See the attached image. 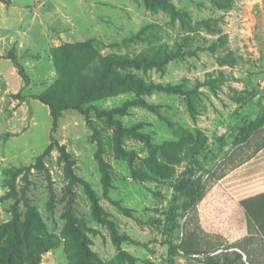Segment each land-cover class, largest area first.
<instances>
[{
  "label": "rangeland",
  "instance_id": "obj_1",
  "mask_svg": "<svg viewBox=\"0 0 264 264\" xmlns=\"http://www.w3.org/2000/svg\"><path fill=\"white\" fill-rule=\"evenodd\" d=\"M106 60L118 93L56 121L35 99L84 96L65 81ZM263 113L264 0H0V256L31 208L19 264H264L241 206L264 192V129L240 141Z\"/></svg>",
  "mask_w": 264,
  "mask_h": 264
},
{
  "label": "trees",
  "instance_id": "obj_2",
  "mask_svg": "<svg viewBox=\"0 0 264 264\" xmlns=\"http://www.w3.org/2000/svg\"><path fill=\"white\" fill-rule=\"evenodd\" d=\"M83 47L86 53H89V45L82 44L78 46H71L69 48L75 49ZM70 58V56H68ZM102 67L92 68L84 67L83 76L76 75V77L71 76L65 81L69 90L73 93L78 90V87H83L87 90V94L84 96H79L78 94L73 95L70 100H68L64 106H61L59 102L53 99L49 101L44 96H35V99L42 101L44 104L48 105L51 109V115L56 121L63 111L67 109H79L82 106L91 103L95 99L94 91H101L102 89L107 90V94L98 97H107L108 95L118 93L117 88L125 85L123 77L119 75L116 70V66L119 63L115 60H106ZM19 74L21 75L25 86L30 82V78L27 75L25 69L20 64L16 63ZM77 87V88H76ZM75 93V92H74ZM60 105V106H59ZM264 129V113L257 118V120L247 129L241 137V142H247L252 139L255 135L259 134ZM205 193V186L200 181L195 182L192 186L185 190L186 197L188 199L187 210H193L196 205L202 200ZM241 206L245 211L247 218V226L251 236L257 235L264 242V192L258 195L246 198L241 201ZM29 216L24 223L18 221L12 222L11 228V238L9 239L7 245L5 246L4 254L0 256V264H19L23 261V256L16 252L18 245H27L30 241H35L39 239L38 230L39 226L42 225L41 218L38 213L33 212L29 208ZM219 251V249L217 250ZM215 251V252H217ZM217 259L210 257L212 264H247L243 261V255L238 251H222L216 255ZM30 260L36 259L35 256L28 255ZM38 263V262H36Z\"/></svg>",
  "mask_w": 264,
  "mask_h": 264
}]
</instances>
